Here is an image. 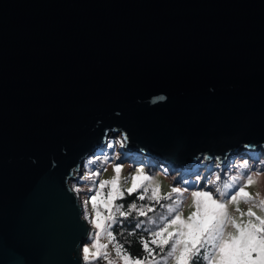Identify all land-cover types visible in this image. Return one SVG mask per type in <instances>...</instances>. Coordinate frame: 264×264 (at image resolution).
I'll list each match as a JSON object with an SVG mask.
<instances>
[{"label":"water","instance_id":"1","mask_svg":"<svg viewBox=\"0 0 264 264\" xmlns=\"http://www.w3.org/2000/svg\"><path fill=\"white\" fill-rule=\"evenodd\" d=\"M118 135L171 169L264 149V0H0V264H85L72 181Z\"/></svg>","mask_w":264,"mask_h":264},{"label":"snow or ice","instance_id":"2","mask_svg":"<svg viewBox=\"0 0 264 264\" xmlns=\"http://www.w3.org/2000/svg\"><path fill=\"white\" fill-rule=\"evenodd\" d=\"M116 176L111 180L99 182V188L103 189L105 185H110L111 190L108 193V198L99 200L107 209V215H102L98 206V198L102 195L100 191H96L90 197L92 207L95 210L96 219L94 221L96 229L105 233L110 241L115 240L112 231L109 230L110 224L106 226V222L111 224H123L124 220H117L116 213L120 217L127 218L132 215L133 211L138 212L140 216H147L148 212L154 211L152 204L138 207L135 202L128 205V211H123L124 205L119 204L114 206V201L117 198H123L125 191L118 186L122 166L117 164L114 169ZM95 173L94 175H98ZM264 173H258L256 176L248 175L246 183L234 188L232 192L227 191L230 187L225 185L224 189L217 187L214 196L211 190L192 191L193 206L195 208L187 218L182 214L183 193L187 188L172 187L171 191L166 195H162L159 183L153 186V177L145 173L143 168L136 170V174L131 176V187L126 189L127 194L138 193V200H145L146 194L151 189L149 200L160 204L162 199L172 200L173 194L176 199L166 207L168 217H162V223L158 230L150 233V241L140 238L143 249L148 253L153 261H156L154 255L158 248L160 252H165V247L168 246V251L165 255L160 256V261H174V264H264V216L257 215L253 208L249 207L247 212L241 211L239 203L241 200L254 203L261 210H264V200H257L251 193L246 191V188L257 182L258 176ZM235 179V178H233ZM220 177H216L219 181ZM145 181L149 184L146 186ZM216 181H209L210 184ZM259 194H257L258 196ZM220 197L217 199L216 197ZM235 204L236 211L243 217L247 215L248 219L238 220L229 212V205ZM115 207V211L113 208ZM143 221H139L135 225V229L140 228ZM229 226L233 231H228ZM135 229L133 231H135ZM154 245L155 248L150 247ZM95 251H91L88 246L83 247L84 260H98L104 258L108 260V264L114 262L108 259L106 252H101V249H106V244L99 242V233H97L96 242L93 245ZM116 254L121 257L124 264H147L148 257L144 259H133L130 255L123 254V246L116 244Z\"/></svg>","mask_w":264,"mask_h":264},{"label":"rangeland","instance_id":"3","mask_svg":"<svg viewBox=\"0 0 264 264\" xmlns=\"http://www.w3.org/2000/svg\"><path fill=\"white\" fill-rule=\"evenodd\" d=\"M122 146L123 141L119 135L116 137L109 136L107 148L97 149L94 154L89 156L85 161L83 172L81 176H79V179L72 181L73 188L78 191L82 197L85 217L90 220V224L92 225V233L84 246H88L93 252L95 251L93 245L96 242L97 233H99V242L108 246L106 249H101V252H111L117 256L116 244L119 242L116 238L114 241H110L105 233L96 229L94 224L96 219L95 210L93 209L90 200V197L94 195L96 191H100L102 195L98 198V206L100 207L102 215L106 216L108 214L107 209H105L102 204H99V200L108 198L111 186L105 185L103 189H100L99 182L111 180L116 176L114 169L117 164L122 166L118 186L121 190L125 191V194L127 193L126 189L131 187V176L135 175L136 170L139 168H143L145 173L153 177V186L155 183H159L162 195L169 193L172 187L187 188L188 190L183 193V205L181 209L185 218L195 210L193 206V198L191 196L192 191L211 190L215 196V189L217 187L224 189L225 185H229L230 187L227 191L232 192L234 188L246 183L248 175L256 176L258 173H264L263 148L255 149L240 147L237 150V153H228L220 162H217L218 158H216L215 161L214 159H209L207 162V159L205 158L206 156H203L201 161H195L189 168L188 166H176L171 169L169 163L157 162V159L153 157L149 158L148 154L145 155L146 153H140L138 155L135 152H127L129 156L126 158L128 160L120 161L121 154H123L121 153ZM95 173L99 174L94 175ZM217 176L220 177L219 181H216ZM209 181H216V183L210 184ZM148 184L149 182L145 181V185L147 186ZM246 191L251 193L254 197H257V200H264V174H260L257 182L248 186ZM257 194L259 195L257 196ZM146 195H151V189ZM216 198L219 199L220 197L217 196ZM118 199L119 198L114 201V206L118 205ZM175 199L176 196L173 194L172 200L168 199V201L165 202V205L173 203ZM249 207L253 208V211L256 212L257 215L264 216V210H261L254 203H248L243 200L240 201L239 208L241 211L246 213ZM162 208L160 210L154 209V211L148 212L147 216H144V222L148 227L152 228V231L158 230L162 223V217H168L170 215L166 207ZM113 211H115V207L113 208ZM229 212L238 220L246 221L248 219L247 215L243 217L240 216V213L236 211L235 204L229 205ZM118 214L119 213H116V218L118 217ZM108 224H110L109 230L112 231V224L106 222V226H108ZM228 231H233L231 226H229ZM167 251L168 249L162 255L158 256L154 254L156 256L155 262L151 257L147 256V264H174V261L172 260L167 262L159 260V257L165 255ZM82 254L84 257L83 249ZM123 254L130 255L124 250ZM119 258L124 263L123 259L121 257ZM132 258L135 259L134 257ZM84 261L85 264H96L98 260L90 259Z\"/></svg>","mask_w":264,"mask_h":264},{"label":"trees","instance_id":"4","mask_svg":"<svg viewBox=\"0 0 264 264\" xmlns=\"http://www.w3.org/2000/svg\"><path fill=\"white\" fill-rule=\"evenodd\" d=\"M138 193H132L131 195L125 194L123 198H119L117 203L123 204L124 208L123 211H128V205L135 202L138 207L152 204L154 206V209L160 210L162 208L161 205H165V202L168 201V199H162L160 204H156L154 201H151L148 199L149 196L146 195L145 200H138L137 199ZM163 210V208H162ZM118 221L123 219V224H112V231L114 233V236L116 240L119 242L120 245L123 246V250L129 253L134 258H145L148 256V253L143 249V246L140 242V238L143 237L144 239H147L150 241V233L152 232V228L148 227V225L144 222L145 218L144 216H140L138 212L133 211L132 215L127 217L126 219L123 217H120L118 214V217L116 218ZM143 221L140 228L135 229V225L137 222ZM135 229V231H133ZM150 247L155 248L154 245L150 244ZM168 249V246L165 247V251ZM164 252H160L157 248L155 251V255H162Z\"/></svg>","mask_w":264,"mask_h":264},{"label":"built area","instance_id":"5","mask_svg":"<svg viewBox=\"0 0 264 264\" xmlns=\"http://www.w3.org/2000/svg\"><path fill=\"white\" fill-rule=\"evenodd\" d=\"M106 253L108 254V259L112 260L114 262V264H124L121 261V259L118 256H116L115 254H113L111 252H106ZM96 264H108V260L104 259V258H100V259H98Z\"/></svg>","mask_w":264,"mask_h":264}]
</instances>
